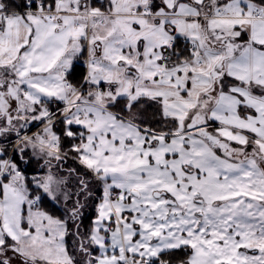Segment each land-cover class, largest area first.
Wrapping results in <instances>:
<instances>
[{
    "label": "snow or ice",
    "instance_id": "1",
    "mask_svg": "<svg viewBox=\"0 0 264 264\" xmlns=\"http://www.w3.org/2000/svg\"><path fill=\"white\" fill-rule=\"evenodd\" d=\"M0 264H264V0H0Z\"/></svg>",
    "mask_w": 264,
    "mask_h": 264
},
{
    "label": "rangeland",
    "instance_id": "2",
    "mask_svg": "<svg viewBox=\"0 0 264 264\" xmlns=\"http://www.w3.org/2000/svg\"><path fill=\"white\" fill-rule=\"evenodd\" d=\"M34 130V129H33ZM69 164H70V162H69Z\"/></svg>",
    "mask_w": 264,
    "mask_h": 264
}]
</instances>
